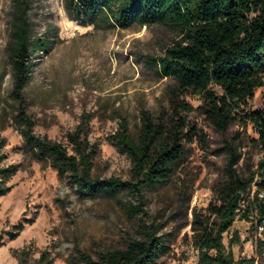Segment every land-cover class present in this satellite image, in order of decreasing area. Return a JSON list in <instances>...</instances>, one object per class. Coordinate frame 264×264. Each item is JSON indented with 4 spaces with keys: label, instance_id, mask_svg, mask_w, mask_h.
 I'll list each match as a JSON object with an SVG mask.
<instances>
[{
    "label": "rangeland",
    "instance_id": "rangeland-1",
    "mask_svg": "<svg viewBox=\"0 0 264 264\" xmlns=\"http://www.w3.org/2000/svg\"><path fill=\"white\" fill-rule=\"evenodd\" d=\"M73 1H30L28 16L35 33L52 44L48 51L31 52L34 64L23 89L24 108L34 120L35 134L60 141L69 151L68 134L79 128L96 150L94 176L128 179L131 163L113 142V133L125 120L128 131L136 135L142 110L157 115L170 109L169 91L176 79L160 75L152 58L163 54L176 34L158 23L119 27L103 20L85 21L81 15L75 18ZM13 2L0 0V165L17 163L18 170L7 180L11 189L0 196V264H78L76 247L97 258L141 237V219L121 204L140 198L126 189L118 193L120 199L79 193L67 174H60L50 158L38 157L26 143L15 119L18 101L11 93L7 44ZM180 97L191 104L188 119L203 133L186 145V159L166 183L142 190L143 223L159 224L158 234L167 244L152 264H198L193 219L195 214L205 217L215 201L213 188L224 178L231 158L229 144L240 154L233 166L245 175L260 156L249 121L237 116L222 134L201 112L195 94ZM262 100L264 85L256 87L247 107L257 108ZM20 222L24 227L10 238L7 231ZM249 224L235 219L228 231L238 236L229 239L223 234V243L235 257L257 254L258 241L264 240V231ZM22 249L20 263L16 252ZM43 250L46 258L38 261Z\"/></svg>",
    "mask_w": 264,
    "mask_h": 264
},
{
    "label": "trees",
    "instance_id": "trees-1",
    "mask_svg": "<svg viewBox=\"0 0 264 264\" xmlns=\"http://www.w3.org/2000/svg\"><path fill=\"white\" fill-rule=\"evenodd\" d=\"M31 0H14L7 49L11 60V93L18 101L15 119L21 124L26 143L38 157H48L60 174H67L79 193L113 196L122 189L138 196L137 203L123 202L125 211L141 219V237H132L123 247L101 252L97 258L77 247L78 264H152L167 249L159 224H145L141 206L142 190L167 182L186 159V145L198 133L188 119L192 109L180 94L191 92L200 100L201 112L215 130L224 134L237 116L249 121L257 133L252 139L260 150L255 168L248 175L233 166L240 157L231 149L224 178L213 188L215 201L209 203L205 217L195 214L193 227L198 247V264H264V240L258 241L257 254L235 257L223 243V234L234 220L249 218L251 209L264 216V100L257 108L247 107L256 87L264 85V0H74V17L85 21L103 20L119 27L164 24L176 37L163 54L152 58L160 75L176 79L169 91L170 109L157 115L142 110L137 134L132 135L122 120L113 133V142L131 163V176L99 178L92 174L94 147L81 130L69 133L72 150L60 141L33 132L34 120L24 108L23 89L31 77V52L48 51L52 41L34 31L28 16ZM199 134V135H200ZM3 154H0V162ZM17 163L0 165V196L11 185L9 177ZM252 196L249 199L250 192ZM245 203L244 207L241 204ZM260 220V219H259ZM31 222L32 219H27ZM24 227L20 222L7 233L14 238ZM237 231L233 237H237ZM2 238L0 236V245ZM22 263L25 249L16 252ZM22 253V254H21ZM46 258L41 251L38 261Z\"/></svg>",
    "mask_w": 264,
    "mask_h": 264
},
{
    "label": "built area",
    "instance_id": "built-area-1",
    "mask_svg": "<svg viewBox=\"0 0 264 264\" xmlns=\"http://www.w3.org/2000/svg\"><path fill=\"white\" fill-rule=\"evenodd\" d=\"M259 194L264 195V189H262L259 192ZM241 205H242V207H244L245 203H243ZM236 219H243V220L250 221L249 228L251 226V228H255L256 230H258L259 233L261 231H264V216H262L260 214V212L258 211V209H256V208L250 210L249 218H238L237 217ZM253 223H255V224H253ZM247 231H248V229L246 230V232ZM226 233H227L229 239L232 238L234 235L232 231H226Z\"/></svg>",
    "mask_w": 264,
    "mask_h": 264
}]
</instances>
